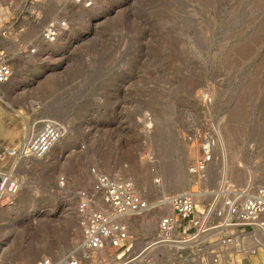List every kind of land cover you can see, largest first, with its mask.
<instances>
[{"label": "rangeland", "instance_id": "obj_1", "mask_svg": "<svg viewBox=\"0 0 264 264\" xmlns=\"http://www.w3.org/2000/svg\"><path fill=\"white\" fill-rule=\"evenodd\" d=\"M54 19L65 27L43 42L40 29ZM0 50L12 66L0 84V148L41 119L66 126L48 155L15 168L19 191L0 198V264L42 255L56 264L78 252L74 191L89 183L91 166L132 176L151 200V156L165 192L190 187L186 164L211 129L206 184L264 183V0H0ZM158 214L150 231L132 220V233L148 239Z\"/></svg>", "mask_w": 264, "mask_h": 264}, {"label": "built area", "instance_id": "obj_2", "mask_svg": "<svg viewBox=\"0 0 264 264\" xmlns=\"http://www.w3.org/2000/svg\"><path fill=\"white\" fill-rule=\"evenodd\" d=\"M88 7L92 0H64ZM36 15V14H34ZM65 27L64 19L42 26L39 38L53 42ZM17 51L36 52L32 44H18ZM12 75V66L0 50V84ZM38 130L31 126L13 144L0 148V198L8 199L19 191L17 166L28 159L43 158L66 134V126L55 118L40 120ZM214 130L201 138L199 154L186 164L189 186L181 191L162 193L161 177L148 156L153 190L148 200L132 176L118 170L88 169L90 181L74 191V215L80 231L78 252L67 253L56 264H109L99 252L110 249L120 264H264V183H234L224 177L207 185L208 168L217 146ZM56 185L65 183L57 176ZM158 211L156 225L148 239L141 241L132 233L138 217ZM133 220V221H132ZM261 250L262 254H259ZM255 256L250 262L246 257ZM107 257H110L107 256ZM35 264H52L42 255Z\"/></svg>", "mask_w": 264, "mask_h": 264}, {"label": "bare ground", "instance_id": "obj_3", "mask_svg": "<svg viewBox=\"0 0 264 264\" xmlns=\"http://www.w3.org/2000/svg\"><path fill=\"white\" fill-rule=\"evenodd\" d=\"M58 38V37H57ZM51 150V149H50ZM50 150H49V152H50ZM47 155H48V153H47ZM46 156V155H45ZM210 167V166H209ZM168 183V185H169V188H175V187H177V182H176V178L174 177V176H172L171 175V177H170V179H168V181H167ZM163 184V183H162ZM190 188H192L193 189V187H191L190 186ZM152 189H153V186H152ZM178 189V188H177ZM158 190L160 191V192H162V193H167V192H165L166 191V188H165V184L164 185H161V187L160 188H158ZM153 192H154V190H153ZM174 192H176V191H174ZM154 211H150V212H148V213H146V214H144V215H142V216H140V217H138L136 220L139 222V224L140 223H142L143 225H144V230L145 231H150L151 230V228H152V225H151V219H152V213H153ZM138 224V227L137 228H135V233H138V230H141L142 228H139L140 227V225ZM142 226V225H141ZM149 227V228H148ZM143 232V231H142ZM140 234H144V233H140ZM1 252V251H0ZM103 252H99V256H100V254H102ZM101 257V256H100ZM3 257H2V252L0 253V263H1V261L3 260L2 259ZM60 258V255L59 256H56L54 259H52V260H58ZM113 258V259H112ZM107 257V255H106V257H105V260H104V262H109V264H110V262H112L113 260H115V257ZM253 258H255V257H253ZM85 260V262H86V264H89V262H91V260H92V256H89V258H84L83 259V261ZM60 261V260H59ZM58 261V262H59ZM99 264H104V263H102V262H100ZM117 264H120L119 262H117Z\"/></svg>", "mask_w": 264, "mask_h": 264}]
</instances>
